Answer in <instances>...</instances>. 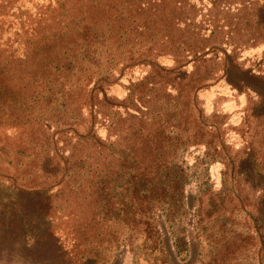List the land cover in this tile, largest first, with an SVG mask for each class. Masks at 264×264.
I'll use <instances>...</instances> for the list:
<instances>
[{"label":"rangeland","instance_id":"1","mask_svg":"<svg viewBox=\"0 0 264 264\" xmlns=\"http://www.w3.org/2000/svg\"><path fill=\"white\" fill-rule=\"evenodd\" d=\"M131 2L142 22L136 36L113 47L114 62L120 52L156 46L142 23L163 2L164 22L182 14L175 48L208 43L211 31L202 23L214 0ZM243 51L232 59L216 50L183 66L153 53L122 72L119 63L94 100L70 113L74 129L66 134H57L63 112L52 110L49 96L33 105L23 103L29 97L21 91L1 92L0 264H264V155L255 151L264 153V116L256 117L264 111V84L251 76H264V52L240 60ZM221 80L232 96L218 95L205 115L198 93ZM243 84L261 91L260 106ZM241 95V122L225 127L233 113L221 105L239 104ZM103 98L108 104L96 106ZM40 114L49 122L35 123ZM229 132L239 136V148L227 143ZM74 133L94 139L84 145ZM213 158L223 165L218 189L209 171ZM50 226L55 249L46 237Z\"/></svg>","mask_w":264,"mask_h":264},{"label":"trees","instance_id":"2","mask_svg":"<svg viewBox=\"0 0 264 264\" xmlns=\"http://www.w3.org/2000/svg\"><path fill=\"white\" fill-rule=\"evenodd\" d=\"M131 1L0 0V100L1 92L7 91H21L29 97L23 98V103L31 102L33 105H37L43 96H49L52 110L59 108L63 112V129L57 130V134H66L74 129V125L69 123L70 113L78 108V104H86V98L94 100L93 93L102 91V85L109 82L112 69L119 63L122 72L137 62L148 61L153 53H162L178 58L183 66L212 51L221 50L234 59L238 52L264 44V0H214L209 18L202 23L206 25L205 30L210 28L211 31L208 43L183 50L174 47L175 37L178 38L175 27L182 14L176 12L164 22L158 12L159 7L167 5L163 2L155 4L154 11L144 17L146 23H142L146 36L153 40L157 48H147L143 52H135L137 54L120 52L114 62L113 47L118 41L125 44L130 36H136L135 32L142 22L143 16L133 10ZM148 22L166 25L155 29L148 26ZM187 26L195 27L191 22ZM251 76L264 84L262 74L253 72ZM241 87H247L259 96L258 105H261L263 96L259 89L245 84ZM104 104H108L105 98L95 103L98 107ZM40 115L35 123L41 122L43 115ZM256 115L264 116V111ZM26 119L30 120V116ZM44 121L49 122V119L44 117ZM209 126L219 130L214 125ZM76 133L74 137L84 145L94 139L90 134ZM77 144L82 146L83 153L85 146L80 142ZM255 151L258 157L264 155L261 148ZM75 156L77 154L72 155ZM212 162L221 161L213 158ZM233 164L231 171L235 169ZM221 205L219 202L214 206L216 214H219ZM47 230L46 237L54 239L55 249L56 235L51 226ZM43 256L44 253H39L37 259ZM92 258L95 262V257H88Z\"/></svg>","mask_w":264,"mask_h":264},{"label":"clouds","instance_id":"3","mask_svg":"<svg viewBox=\"0 0 264 264\" xmlns=\"http://www.w3.org/2000/svg\"><path fill=\"white\" fill-rule=\"evenodd\" d=\"M261 52H264V45H261L257 48H254V49H248V50L243 51L241 53L239 59L244 60L245 57H255L258 59L259 54ZM166 63H168L170 66L172 62L169 60V61H166ZM248 66H249L248 64L244 65V67H248ZM198 95H199V99L203 102L201 106L204 108L205 115H211L213 110H214L213 102L216 99V97L218 95L231 97L232 91H230L229 87L224 83V81L221 80L218 84L214 85L213 87H211L209 89L202 90L201 92L198 93ZM121 98H123L122 94H121ZM239 101H240V103L237 104L234 100L229 99L227 102H225L221 105V110L223 112L233 113V115L230 117L228 122L225 124V127H227L228 124H232V125H239L240 124L241 117H242L243 113L239 112L238 109L244 107L245 98L243 95H241L239 97ZM12 133H13V130H8L9 135H11ZM100 135L103 137L104 132L101 131ZM228 136H229V139L227 140V143L234 144V146L236 148H239L241 146V141L239 139V136L236 133L229 132ZM187 159H188L189 164H192L194 162L193 159H191V158H187ZM222 167H223V165L220 164L219 162H217V163L213 164L209 170L212 180L216 181L215 187L217 189L220 187L219 171Z\"/></svg>","mask_w":264,"mask_h":264}]
</instances>
